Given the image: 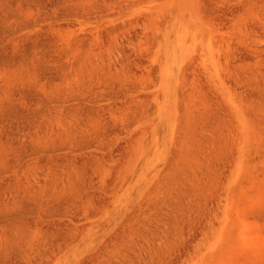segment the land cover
Returning a JSON list of instances; mask_svg holds the SVG:
<instances>
[{"label": "rangeland", "instance_id": "374dc122", "mask_svg": "<svg viewBox=\"0 0 264 264\" xmlns=\"http://www.w3.org/2000/svg\"><path fill=\"white\" fill-rule=\"evenodd\" d=\"M0 264H264V0H0Z\"/></svg>", "mask_w": 264, "mask_h": 264}]
</instances>
